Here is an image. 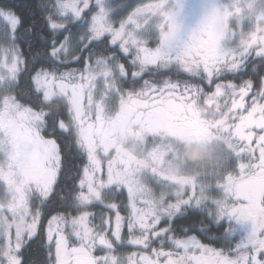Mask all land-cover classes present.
Listing matches in <instances>:
<instances>
[{"label":"snow or ice","instance_id":"obj_1","mask_svg":"<svg viewBox=\"0 0 264 264\" xmlns=\"http://www.w3.org/2000/svg\"><path fill=\"white\" fill-rule=\"evenodd\" d=\"M225 2L222 30L180 42L170 0L126 19L119 0H0V264H264V6ZM190 137L226 146L219 171H177ZM192 207L250 221L247 242L180 235Z\"/></svg>","mask_w":264,"mask_h":264},{"label":"trees","instance_id":"obj_2","mask_svg":"<svg viewBox=\"0 0 264 264\" xmlns=\"http://www.w3.org/2000/svg\"><path fill=\"white\" fill-rule=\"evenodd\" d=\"M174 19L178 27V41L183 42L186 41L189 35L199 26L202 19V13L200 16L195 14V0H181V5H179L178 13L174 16ZM151 46L155 47V43H152ZM173 78L175 79V77ZM181 78H187L193 83L199 81V78L187 77L186 74H182ZM143 79H149V75H144ZM234 82L240 83V81ZM201 86L204 87L206 91L208 90V85L206 83L202 84ZM248 103H250V99L246 98V105ZM108 136L113 142L114 147H116L118 150H123L126 154H129L124 148V142L126 138H132V128L130 125L122 124L118 128L111 130L108 133ZM233 166L234 165H232V167ZM90 210L94 212L98 211L96 208H92ZM178 215L180 217L189 218L188 222L181 221L179 224H177L175 220L173 221V225L177 228V231L180 235L194 236L203 243L208 244L209 247H214L217 250H221L223 248H228L229 250L238 248L237 238L239 234L234 232V229H237L238 227H235L234 225L244 223L245 221L237 220L234 217H228L226 215L220 216L215 213L209 214L208 211L198 207L188 208ZM161 226H165L163 221L161 222ZM242 239H244L243 235ZM242 244H244V240L242 241L241 245ZM131 247H133V245H128L120 249V251L121 253H128ZM153 247L158 248L159 244L154 243ZM170 250L171 245L166 242L164 251ZM164 259V257L161 258V260Z\"/></svg>","mask_w":264,"mask_h":264},{"label":"clouds","instance_id":"obj_3","mask_svg":"<svg viewBox=\"0 0 264 264\" xmlns=\"http://www.w3.org/2000/svg\"><path fill=\"white\" fill-rule=\"evenodd\" d=\"M202 19L200 24L222 30L224 27V10L229 7L225 0H199ZM254 7L259 10L264 6V0H252ZM174 157L177 171L182 174L197 175L219 171L227 157V148L221 142L209 138H184L177 142ZM124 148L129 154H136L139 145L132 139L126 138Z\"/></svg>","mask_w":264,"mask_h":264},{"label":"rangeland","instance_id":"obj_4","mask_svg":"<svg viewBox=\"0 0 264 264\" xmlns=\"http://www.w3.org/2000/svg\"><path fill=\"white\" fill-rule=\"evenodd\" d=\"M119 2L121 3L122 7H125L124 11L121 14V18L126 19L127 16L129 14H131V12H133L137 7H142V6H146V5H150V4H156V3H159L160 0H150V1L119 0ZM179 5H181V0H170V6L172 7V10L175 13V15L178 13ZM201 13H202V11H201V6H200V3H199V0H195V14L200 16ZM225 23H226V14L224 13V24ZM242 27H243V30L247 32L252 26L250 25V23L248 21H245L243 23ZM239 30L240 29H237V31H239ZM257 35L259 36V33H257ZM237 42H238V38H234L230 42V44L232 46H234L235 43H237ZM141 83H142V81H141ZM231 167H232V165L229 166V169H228L229 171L231 170ZM225 175H226V173H225ZM212 191H213V194L215 195L217 190L213 189ZM234 226L238 227L237 229H234V232L239 234L238 238H237V241H238V246L237 247H239L243 240H244V244L247 242V240H248V238H249V236L251 234V231H252V224H251L250 221H245L244 223H239V224H236ZM242 235L244 236V239H242ZM221 250L226 251V252H231L234 249L229 250L228 248H225V249L223 248ZM134 251H142V249L139 248V246H134L133 245V247L130 248V251L128 253H123V254L127 255V254H129L131 252H134Z\"/></svg>","mask_w":264,"mask_h":264}]
</instances>
